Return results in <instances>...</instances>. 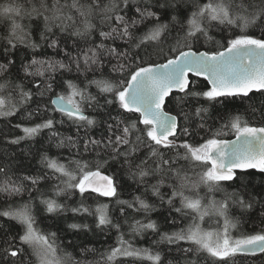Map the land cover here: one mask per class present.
Wrapping results in <instances>:
<instances>
[{
  "label": "snow or ice",
  "instance_id": "6c2138e0",
  "mask_svg": "<svg viewBox=\"0 0 264 264\" xmlns=\"http://www.w3.org/2000/svg\"><path fill=\"white\" fill-rule=\"evenodd\" d=\"M0 25L6 32L0 36V117L24 113L11 125L22 135L8 133L4 141L19 146L47 130L49 147L69 151L67 163L40 151L47 171L35 175L24 169L31 147L0 155V264H125L122 258L165 264V256H171L168 264H234L240 257H264V179L254 183L250 173L264 176V123L256 126L245 114L226 110L216 113L218 126L212 127L205 106L251 101L254 91L264 96V0H3ZM201 45L217 50L202 51ZM45 49L54 54L37 55ZM61 70L83 77L82 86L73 79L57 82ZM190 74L206 86L199 88ZM57 83L63 91L51 98L49 109L43 101ZM174 91L176 107L166 111ZM31 104L35 108L27 110ZM249 107L254 115L256 107ZM259 107L264 119V103ZM88 109L96 115H87ZM49 111L75 125L76 135L55 130L65 119L32 122ZM229 133L235 139L222 138ZM196 136L203 142H190ZM85 154L96 159L84 160ZM106 165L112 166L110 175L102 172ZM124 179L143 188L130 201L118 198ZM48 180L56 181L51 195L37 198L45 213L93 216L96 229L116 230L115 246L103 251L92 246L88 223L66 224L73 237L83 236L69 239L66 247L58 242L61 229L39 227L31 193ZM165 187L170 191H162ZM77 191L78 206L59 202ZM25 192L28 200L11 203ZM93 193L115 199L121 217L132 209L164 212L171 225L188 220L170 232H161L150 218L129 225V235L151 230L159 234L154 245L167 243L175 253L172 247L163 254L135 247L109 204L95 209L85 204ZM149 194L158 207L145 198ZM246 215L252 230L242 232ZM206 217L216 218L215 228L201 226Z\"/></svg>",
  "mask_w": 264,
  "mask_h": 264
},
{
  "label": "trees",
  "instance_id": "16d2710c",
  "mask_svg": "<svg viewBox=\"0 0 264 264\" xmlns=\"http://www.w3.org/2000/svg\"><path fill=\"white\" fill-rule=\"evenodd\" d=\"M3 0H0V3H2ZM25 24L28 23L27 20L24 21ZM6 32L4 31L3 25H0V36L5 35ZM219 38V37H217ZM204 49V50H217L214 48L212 45H201L199 46V50ZM45 52L47 55H53V51L51 49H45L44 51H37V55L43 57ZM18 55H23V52L19 53ZM29 59L31 56L28 57ZM55 58L61 59L63 58L62 54L57 55ZM66 59V58H65ZM163 56H153L152 60L155 62H162L164 61ZM56 80L57 82L65 79H73L77 80V75L74 71L72 73H67L61 72L56 73ZM89 79L91 78V74H89ZM190 78L193 80L198 81V86L199 88H204L207 84V82L202 78V77H195L194 75H190ZM83 81V77H80L79 80H77L78 83H81ZM82 86V83H81ZM63 89L59 86V84H54L53 87V92L48 93L44 101L45 103L48 104L49 109H51L53 106L51 105V98L53 95H55L58 92H62ZM90 91L95 93V89L91 88ZM177 95V93L174 91L172 98L169 99L168 101V107L166 108L167 111H172L175 109L176 105L174 103V98ZM251 101L249 100H244L241 102L239 99L231 102H226V105H220L216 104L215 106H210V105H205L206 107L210 108V116L213 117V119H210L208 121L209 125L212 127H217L218 122H214L216 118V113L217 112H223V111H239L242 114H245V118L249 120L250 123L255 124L260 126L262 123H264V119L261 117V109L260 105L264 103V96H262L260 93L257 92H252L251 94ZM252 104L253 107H256V112L253 115L252 114V107H249V105ZM32 108H35V104H31L28 106L27 110H31ZM247 110V112H245ZM87 115L89 116H95L96 112H94L92 109L87 110ZM173 114H175L173 112ZM24 116L23 112L18 113L14 117H8V118H3L0 117V155H2L4 152L12 153L16 152L19 153L22 149H27L31 147L32 155H30L26 160H24V169L27 174L29 175H35L37 173H42L43 171H47L46 169L43 168V166L39 163L40 161V151H48V154L50 156H57L60 158L61 162L67 163V158L69 156V151L67 148L63 149H56L55 147H49V145L46 143L47 138L49 136V132L47 130L43 131L40 136L35 138L33 141H28V142H22L19 146H7L6 142L4 141V135L10 133L11 135H22V132H20L19 129H14L11 127V125H14L18 122L21 121L22 117ZM48 117H52L55 120L59 121L61 119H65L64 124H56L55 125V130L63 133L65 136H75L76 135V126L71 124V122L67 121L66 118L62 117L59 112H47L43 113L40 117H34L33 118V123H38L40 122L41 119H46ZM99 118V117H97ZM135 118V117H134ZM9 121H11V124H9ZM93 134L98 133V129H92L91 130ZM80 135H84V129L80 130ZM203 135V134H201ZM234 135L229 133L226 136H223V139L233 137ZM205 138H207L205 136ZM190 142H200L202 143V139L200 136H196L193 138L192 141ZM77 159H81V157H76ZM23 159V157H21ZM84 160H94L96 159L94 154H85L83 157ZM111 165H106L103 169L102 172L105 174L110 175L111 174ZM251 175L254 177V183H259L261 179H264V176L259 174L255 170H250ZM3 177H0L2 179ZM150 183H154V180H149ZM55 180H48L45 182H42L40 185L37 186V189H34L31 193V196L34 200V212L37 216V220L40 222L39 227L45 229L46 231H57V229H61V231L58 232L59 236V243L61 244L62 247L67 246V241L69 239H75V240H80L83 238V236H77L73 237L71 233L65 231L64 229L66 228L67 223H72V222H78V223H88L91 227V231L87 232V238L88 241L92 244V246L96 247L98 251H103L105 248H108L109 246H115V242L117 240V232L115 229L112 228H106L101 232L100 230L95 228V219L93 216L87 215V214H76L74 215L71 211H67L65 213H61L59 215L55 214H48L45 213L43 210V205H40L39 199H37L40 196V193H45L47 195H51V189L52 185L55 184ZM124 187H122L119 190V199L121 200H132L133 195L140 194V192L143 191V188H137V185L133 184L131 181H128L124 179L123 181ZM227 187V185H225ZM28 187H31L29 184ZM231 191V188L229 187L228 189ZM164 192H169L170 190L165 187L162 189ZM200 194L203 195V190L200 191ZM29 198V193L25 192L22 197H14L12 198L11 203L17 204V203H23L24 201L28 200ZM146 199L149 200L150 203L156 204L157 207L159 206V201L156 200L155 198L151 197L149 194ZM217 198L219 199L220 196L219 194L217 195ZM81 197L78 193L76 192L75 195H67L58 198L59 202L62 204H66L67 207L70 209L72 207L78 206V202L80 201ZM3 200V197H0V201ZM84 202L87 206H90L92 209H95V206L98 203H107L110 206L111 209V215L113 216V219L115 222H119L122 225V231L125 233V238L131 240L132 244L137 247V248H150L153 251H161L162 254L166 253L170 247L173 249V253H175V248L174 246H170L167 243H162L158 245H154L153 241H159V234L152 232L151 230L146 231L145 233L141 235H129V225L134 221V220H142L144 222H147V219L150 218L152 220H155L158 222L160 231L161 232H170L175 230L176 228L183 227L189 223L188 220H184L182 223H179L177 225H171L168 224L165 221V215H167L164 212H151V213H144L143 211L140 212H135L132 209H127V214L124 217H121L119 214V206L116 204L115 199L111 198H105L101 197L98 194H90L84 198ZM179 202L177 201V205ZM2 206V205H0ZM172 215H176L173 213ZM233 215L239 216L238 211H234ZM128 220V224H124V220ZM177 219L179 220L180 218L177 216ZM252 223L253 221L249 219V217L246 215L241 218V225H240V231L242 232H248L252 230ZM6 224V222H5ZM215 224L212 225V227H215ZM257 226H259L258 220L256 221ZM14 230H19V226L15 224V222H12ZM207 228H211V225ZM209 230V229H206ZM239 234V232H235ZM183 247H187L188 245L182 244ZM71 250V249H69ZM125 260V264H131L132 260L134 258H122ZM165 264H168V260L171 259V256H165ZM136 264H151V262L147 260L143 261H136ZM203 264V262H202ZM234 264H264V257L260 256L257 254L256 259H252L250 257H240L238 258Z\"/></svg>",
  "mask_w": 264,
  "mask_h": 264
},
{
  "label": "rangeland",
  "instance_id": "374dc122",
  "mask_svg": "<svg viewBox=\"0 0 264 264\" xmlns=\"http://www.w3.org/2000/svg\"><path fill=\"white\" fill-rule=\"evenodd\" d=\"M214 223H216V218L215 217H213L211 219L206 217L205 220L201 222V226L203 228H205V229H213V228H215V227H212V225H214ZM221 224H222V221H221ZM210 225H211V228H207ZM234 234L238 235L237 233H234Z\"/></svg>",
  "mask_w": 264,
  "mask_h": 264
},
{
  "label": "water",
  "instance_id": "95a60500",
  "mask_svg": "<svg viewBox=\"0 0 264 264\" xmlns=\"http://www.w3.org/2000/svg\"><path fill=\"white\" fill-rule=\"evenodd\" d=\"M200 50H204V49H200ZM164 61H162V62H158V63H163ZM191 75V74H190ZM55 95H53L52 97H54ZM167 111V110H166ZM256 126H258V125H256ZM226 139H228V140H233V139H235V136H233V137H230V138H226ZM105 174V173H104Z\"/></svg>",
  "mask_w": 264,
  "mask_h": 264
}]
</instances>
